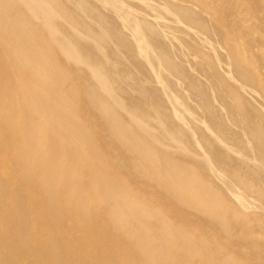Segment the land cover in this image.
<instances>
[{
  "label": "bare ground",
  "instance_id": "6f19581e",
  "mask_svg": "<svg viewBox=\"0 0 264 264\" xmlns=\"http://www.w3.org/2000/svg\"><path fill=\"white\" fill-rule=\"evenodd\" d=\"M0 264H264V0H0Z\"/></svg>",
  "mask_w": 264,
  "mask_h": 264
}]
</instances>
